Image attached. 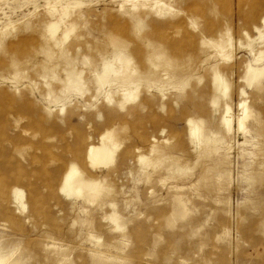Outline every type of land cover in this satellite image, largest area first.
I'll list each match as a JSON object with an SVG mask.
<instances>
[{
    "label": "rangeland",
    "instance_id": "1",
    "mask_svg": "<svg viewBox=\"0 0 264 264\" xmlns=\"http://www.w3.org/2000/svg\"><path fill=\"white\" fill-rule=\"evenodd\" d=\"M0 260L264 264V0H0Z\"/></svg>",
    "mask_w": 264,
    "mask_h": 264
},
{
    "label": "bare ground",
    "instance_id": "2",
    "mask_svg": "<svg viewBox=\"0 0 264 264\" xmlns=\"http://www.w3.org/2000/svg\"><path fill=\"white\" fill-rule=\"evenodd\" d=\"M160 3L161 2H157L156 6L160 5ZM143 9L145 8L143 7ZM115 58L121 60L122 54L117 53L115 55ZM215 85L217 89L220 90L219 92L226 91V89L224 88L225 84L221 76L216 75ZM230 112H231V108L227 107L226 116L222 118V124H224L229 131H231L232 129V120H231V116H229ZM248 115H249L248 110L244 109L243 117L239 119L238 129H242V130L244 129L245 121L248 118ZM27 134L28 133H26V135ZM191 136L192 137L194 136L195 138H197V140L200 138V128L198 125H195ZM116 149H117V146L115 144L112 145L111 143H108V135L104 134L101 137L100 144L98 145L90 144L88 148L87 160H88L89 166L94 170L99 169L102 165L106 166L108 163H110L113 160V155ZM95 184L96 183H94V181H92L91 179L85 176L84 171H82L77 164L71 163L68 166V170L66 171L63 177V181L60 187V191H61L60 193L64 194L66 197L81 196L84 192H88V193L96 192L97 188ZM12 193H13L15 200H17L19 204L23 206V197H24L23 192L15 188L13 189L11 194ZM4 263H5V260H0V264H4Z\"/></svg>",
    "mask_w": 264,
    "mask_h": 264
}]
</instances>
